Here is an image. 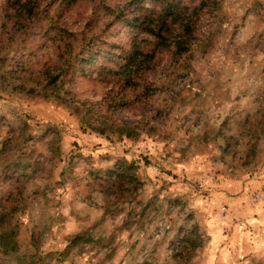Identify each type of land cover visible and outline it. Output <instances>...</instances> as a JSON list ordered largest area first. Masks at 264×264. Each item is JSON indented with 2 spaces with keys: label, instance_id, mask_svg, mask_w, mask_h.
I'll list each match as a JSON object with an SVG mask.
<instances>
[{
  "label": "rangeland",
  "instance_id": "obj_1",
  "mask_svg": "<svg viewBox=\"0 0 264 264\" xmlns=\"http://www.w3.org/2000/svg\"><path fill=\"white\" fill-rule=\"evenodd\" d=\"M167 3L181 54L129 26ZM0 264H264V0H0Z\"/></svg>",
  "mask_w": 264,
  "mask_h": 264
},
{
  "label": "trees",
  "instance_id": "obj_2",
  "mask_svg": "<svg viewBox=\"0 0 264 264\" xmlns=\"http://www.w3.org/2000/svg\"><path fill=\"white\" fill-rule=\"evenodd\" d=\"M210 1L211 0H206V2ZM140 7V10L137 8L131 14L130 19H128V21L131 22L129 26L137 30V35L145 34L156 40V46L161 47H168V45L163 42L167 35L173 36L174 40L171 45L174 47L177 54L184 53L189 49L196 29V11L187 13L186 7L180 4L173 5L167 3L159 14L147 16L143 13L148 10L142 5ZM148 12L150 13V11ZM129 55L130 56L125 58L126 63L124 64L125 70L123 73V77L127 81L132 77L137 79L139 72L145 73L148 63L153 60V56L148 52L144 53L143 51L139 52L136 50V52L129 53ZM139 55L140 59L138 58ZM145 63L146 66H144ZM129 170H133L131 165L118 163L114 168L104 173L106 176V191L104 193L107 197L110 195H114V198L118 197L115 206H118L122 201H131L135 199L136 190L131 187L130 182L125 181L126 177L132 175ZM133 183H135V181ZM197 239L198 240L194 238L193 233H179L176 237V241H174V250L177 255L187 254L192 252L196 247H200L198 245L201 240H199L200 238L198 236ZM80 240V236L74 237L70 242L71 246L75 247L76 244H79L78 242Z\"/></svg>",
  "mask_w": 264,
  "mask_h": 264
}]
</instances>
